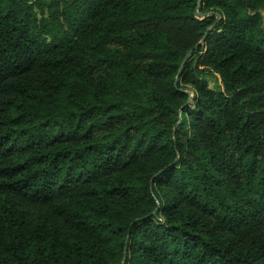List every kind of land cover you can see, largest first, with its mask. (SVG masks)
<instances>
[{
	"label": "trees",
	"instance_id": "trees-1",
	"mask_svg": "<svg viewBox=\"0 0 264 264\" xmlns=\"http://www.w3.org/2000/svg\"><path fill=\"white\" fill-rule=\"evenodd\" d=\"M0 264H264V0H0Z\"/></svg>",
	"mask_w": 264,
	"mask_h": 264
},
{
	"label": "rangeland",
	"instance_id": "rangeland-1",
	"mask_svg": "<svg viewBox=\"0 0 264 264\" xmlns=\"http://www.w3.org/2000/svg\"><path fill=\"white\" fill-rule=\"evenodd\" d=\"M207 82L209 83V86L213 90H218L220 87L219 79L216 77L209 76L206 78Z\"/></svg>",
	"mask_w": 264,
	"mask_h": 264
}]
</instances>
